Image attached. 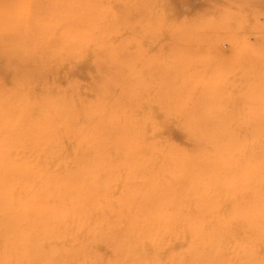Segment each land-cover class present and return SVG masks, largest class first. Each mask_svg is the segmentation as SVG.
Instances as JSON below:
<instances>
[{
  "label": "clouds",
  "instance_id": "clouds-1",
  "mask_svg": "<svg viewBox=\"0 0 264 264\" xmlns=\"http://www.w3.org/2000/svg\"><path fill=\"white\" fill-rule=\"evenodd\" d=\"M195 2L176 17L171 0H0V264H264V0ZM82 65L88 80H68ZM198 86L245 131L230 119L174 193L137 176L158 154L189 163L164 145L145 153L157 126L144 105L174 112ZM225 200L230 215L210 227Z\"/></svg>",
  "mask_w": 264,
  "mask_h": 264
},
{
  "label": "rangeland",
  "instance_id": "rangeland-1",
  "mask_svg": "<svg viewBox=\"0 0 264 264\" xmlns=\"http://www.w3.org/2000/svg\"><path fill=\"white\" fill-rule=\"evenodd\" d=\"M203 6L204 5L195 2V0H171V3L168 5V9L174 16L180 17L183 15H192V13L197 8H201ZM167 40L168 37L166 36L156 45H151L149 41H145L144 47L148 49L149 53H152L157 51L160 44H164L165 48H167L168 44L165 43V41ZM216 51L217 54L222 57H227L231 53L229 46L226 44L220 46ZM86 72H87V67L82 65L76 71L69 73L68 80L77 78L86 81L88 80V76ZM68 80L61 78L60 83L67 84ZM144 112L149 113L151 120L154 121L157 126V131L154 133V135L147 136L145 139V143L147 144V147L144 149V151L146 152V154H151L153 145L155 146L164 145L170 148L172 152L175 154V156L177 154V151H179V149H186L183 151L180 150V152L182 153L185 152L191 155H195V154L197 155L198 152L201 150L202 152L200 151L199 152L200 154L202 155L204 154L205 156L208 157L211 156L210 158L213 159L217 152L218 142L223 138L225 127L230 119L233 120L231 124V128L234 131H236L241 136H243L245 131L243 126L240 125L239 122L234 119V109L232 104L227 100H223L216 103L215 106H212L211 102L208 100L205 90L200 86L196 87L194 90L191 88L181 89L180 98L178 100V107L177 110L174 112L169 113L167 110H163L157 104L144 105ZM194 129H198V131ZM149 131H151V129H149ZM189 136H193V137L196 136V139H198V145H200L199 147L202 148L200 149L198 147L196 149V146H194L195 149L194 148L192 149V146L188 145ZM200 139L201 141H199ZM65 144L66 145L64 146L66 148L65 149V153H66L67 145L70 147L71 144L68 142H66ZM188 149L190 150V152ZM113 150L114 149H110L111 154L114 157L117 156V161L120 160L118 159V155H116L114 153L115 151ZM249 154H250L249 151L245 152L246 156ZM72 155L73 152H71V154L67 156L71 157ZM157 159L159 163L156 161L155 168H152L151 170H143V171H148V172L150 171L149 173H152L154 171V173L157 174L156 178L161 182V184L168 187L167 189L170 192H174V193L184 192L189 186H186L187 180L185 178H183L185 180L184 182L181 178H179L180 175H182L181 173L182 170L179 171L181 168L173 167L170 165V161L173 160L171 157L159 155ZM177 160L178 159H176V161ZM173 161L176 162L175 160ZM143 171H141V173L138 172L137 176H144ZM183 171L187 173L188 179H190L192 183H194L198 179L197 170L195 171L196 174H192L191 170L187 168L184 169ZM176 172L180 174L177 175ZM171 173L175 174L176 176L174 178L175 181L172 180L174 174L172 175ZM164 175H166V177ZM147 176H151V175L149 174ZM176 178H179L178 181H180L181 184L179 185L181 186H178V184L175 187L172 186L174 185L175 182H177ZM171 182L173 184H171ZM123 183L127 184L125 180L122 178L112 187L109 193H111L113 196L112 198H110V200L117 201L121 197L122 189L125 190L122 186ZM101 203L105 204L104 200H101ZM232 206H233V201L231 200L222 201L220 208L218 209L216 214L211 218L209 226L210 227L216 226L219 223L220 218L228 217L232 211ZM187 242H188L187 237H185L183 241H177L176 243L173 244L172 247L174 249H179L181 247L186 246ZM97 247L99 251L104 253L106 256L111 255V251L106 246V244L100 243L97 245Z\"/></svg>",
  "mask_w": 264,
  "mask_h": 264
},
{
  "label": "bare ground",
  "instance_id": "bare-ground-1",
  "mask_svg": "<svg viewBox=\"0 0 264 264\" xmlns=\"http://www.w3.org/2000/svg\"><path fill=\"white\" fill-rule=\"evenodd\" d=\"M197 136V135H196ZM196 136L195 137H193V136H189L188 137V145L189 146H192V149L194 148V146H196V149L200 146V145H198V139H196ZM199 137V136H198ZM146 139V138H145ZM199 141H201V139L199 140ZM66 142H68V143H70L69 142V140L68 139H65L64 140V145H66L65 143ZM71 144V146L69 147L68 145H67V150H66V154L67 155H69V154H71V152H73V148H74V143H70ZM147 145V144H146ZM172 146V145H171ZM150 147H152V146H150ZM177 148V147H176ZM200 148V147H199ZM202 148V147H201ZM200 148V149H201ZM66 149V148H65ZM150 149V148H149ZM195 149V148H194ZM148 150V149H147ZM175 150V149H174ZM180 150L181 151H183V150H186V149H179V151H177V154H176V157L177 158H183L184 160H186V161H188L189 163H188V165H183V164H181L180 163V160L178 159L176 162H174L173 160H171L170 161V165L171 166H173V167H180L181 169L179 170V171H181V173H182V175H180V177L179 178H181L182 180H183V182L185 181L183 178H185L186 180H187V184H186V186H190L191 184H193L191 181H190V179H188V175H187V173H185L183 170L184 169H190L191 170V173L192 174H196V170L198 171V169H199V166H201V165H203V164H205L207 161H209V160H211L212 158H210V157H208V156H205L204 154L202 155V154H200L199 152L201 151H199L198 152V154L196 155H191V154H187V153H185V152H180ZM189 150V149H188ZM112 151V150H111ZM113 151H115V150H113ZM189 152H190V150H189ZM202 152V151H201ZM115 154H116V152H114ZM146 153V152H145ZM149 153V152H148ZM194 154V153H193ZM117 155V154H116ZM208 155V154H207ZM159 156V155H158ZM116 158V160H117V156H115ZM118 159H121V156H118ZM158 160V159H157ZM158 163H159V161H157ZM164 162V161H163ZM157 163V164H158ZM164 165V164H163ZM192 165H196L197 167H192ZM141 171H143V170H141ZM141 171H139L140 173H141ZM144 173H143V175L144 176H147V175H153V174H155V176H157V174L156 173H154V171L152 172V173H149L148 171H143ZM174 172V171H173ZM163 173V172H162ZM177 173V172H176ZM172 174V173H171ZM174 174V173H173ZM172 174V175H173ZM180 173H177V175H179ZM165 177H166V175H164ZM176 176H175V174H174V177H173V179L172 180H174V178H175ZM179 178H176L177 179V182H173L174 183V185H172V186H177V184H178V186H181V185H179V184H181L180 183V181H178V179ZM170 179V178H169ZM171 181V180H170ZM175 181V180H174ZM171 182V184H173ZM179 182V183H178ZM183 185V184H182ZM122 186H123V188L126 190V188H127V184H125V183H123L122 184ZM171 186V187H172ZM185 186V187H186ZM168 188V187H167ZM125 190H123L122 189V193L125 191ZM122 195V194H121ZM109 200H110V198H112V194L111 193H109ZM118 201V200H117ZM117 201H114V200H110V202H111V208L114 210V209H117V207H118V204H117ZM104 203H106L105 201H104ZM184 203H187V201H184ZM191 211H195V209L194 208H191ZM97 215L98 216H102V215H110V217L112 216V213H110V211H109V208L108 207H105L104 208V210H103V213H97ZM216 223V222H215ZM149 250H150V248H149Z\"/></svg>",
  "mask_w": 264,
  "mask_h": 264
}]
</instances>
